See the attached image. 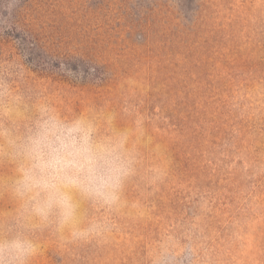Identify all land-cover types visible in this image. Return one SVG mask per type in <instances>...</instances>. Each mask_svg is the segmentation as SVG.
Here are the masks:
<instances>
[{
  "label": "rangeland",
  "instance_id": "obj_1",
  "mask_svg": "<svg viewBox=\"0 0 264 264\" xmlns=\"http://www.w3.org/2000/svg\"><path fill=\"white\" fill-rule=\"evenodd\" d=\"M48 105L125 131L120 206L81 200L33 264H264V0H0V228Z\"/></svg>",
  "mask_w": 264,
  "mask_h": 264
},
{
  "label": "clouds",
  "instance_id": "obj_2",
  "mask_svg": "<svg viewBox=\"0 0 264 264\" xmlns=\"http://www.w3.org/2000/svg\"><path fill=\"white\" fill-rule=\"evenodd\" d=\"M19 3V0H14ZM16 145L15 218L0 228V264H33L39 245L36 228L67 229L74 239L105 227L101 221L78 226L81 200L94 206H120L135 157L128 133H104L86 114L67 116L44 105Z\"/></svg>",
  "mask_w": 264,
  "mask_h": 264
}]
</instances>
